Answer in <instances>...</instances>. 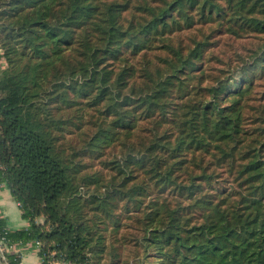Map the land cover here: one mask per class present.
<instances>
[{
	"label": "trees",
	"instance_id": "obj_1",
	"mask_svg": "<svg viewBox=\"0 0 264 264\" xmlns=\"http://www.w3.org/2000/svg\"><path fill=\"white\" fill-rule=\"evenodd\" d=\"M0 50V239L264 264V0H0Z\"/></svg>",
	"mask_w": 264,
	"mask_h": 264
},
{
	"label": "crops",
	"instance_id": "obj_2",
	"mask_svg": "<svg viewBox=\"0 0 264 264\" xmlns=\"http://www.w3.org/2000/svg\"><path fill=\"white\" fill-rule=\"evenodd\" d=\"M0 215L5 218L12 230L29 227L30 223L23 218L18 203L6 185L0 186ZM23 264H40L39 250L34 246H25L23 250Z\"/></svg>",
	"mask_w": 264,
	"mask_h": 264
},
{
	"label": "built area",
	"instance_id": "obj_3",
	"mask_svg": "<svg viewBox=\"0 0 264 264\" xmlns=\"http://www.w3.org/2000/svg\"><path fill=\"white\" fill-rule=\"evenodd\" d=\"M2 51L0 50V54ZM8 67V64L4 58L0 57V72L5 70ZM19 208L21 205L18 204ZM34 246L39 250L40 254V264H75L69 261H66L64 258H56L55 251L50 252L49 254L42 253L43 244L41 241L23 243H14L8 244L4 239H0V258L3 260V264H10L7 260V254H16L20 258V262L17 264H23V250L25 246Z\"/></svg>",
	"mask_w": 264,
	"mask_h": 264
},
{
	"label": "rangeland",
	"instance_id": "obj_4",
	"mask_svg": "<svg viewBox=\"0 0 264 264\" xmlns=\"http://www.w3.org/2000/svg\"><path fill=\"white\" fill-rule=\"evenodd\" d=\"M92 164L95 165V167L93 168V170L98 169V167L96 166V164L94 162Z\"/></svg>",
	"mask_w": 264,
	"mask_h": 264
}]
</instances>
